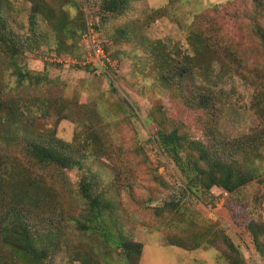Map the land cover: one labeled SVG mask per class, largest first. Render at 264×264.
Returning <instances> with one entry per match:
<instances>
[{
	"label": "rangeland",
	"instance_id": "374dc122",
	"mask_svg": "<svg viewBox=\"0 0 264 264\" xmlns=\"http://www.w3.org/2000/svg\"><path fill=\"white\" fill-rule=\"evenodd\" d=\"M36 1L52 8L55 22L63 9L71 20L78 19L77 12L84 17V28L68 25L71 31L49 45L54 50L45 44L22 48L15 57L27 73L22 81L9 52L0 50V172L11 180L26 174L36 177L33 185L45 184L35 207L33 200L32 205L24 203L36 210L31 217L33 234L37 248L45 250L47 264H78L71 262L72 244L58 233L63 228V235L73 224L68 232L73 243L84 234L76 227L78 220L68 217L85 207L77 190L89 169L98 175V189H111L108 196L115 201L112 210L122 230L142 243L140 260L134 255L126 264H230L238 255L246 264H264L247 230L251 219L264 221V173L262 181L253 179L234 192L213 186L199 200L191 195L197 210L212 223L205 243L196 249L170 243L190 240L187 246L192 247L206 227L203 221L194 220V225L186 221L189 215L155 209L177 195L175 185H183L179 170L155 142L158 131L177 127L216 147L222 138L264 131V110L260 114L252 106L256 88L264 90V46L252 30V16L264 25V8L253 0H128L123 14L102 18L100 0H77L76 8L60 0ZM32 2L0 0L15 40L29 35ZM35 21L38 33L50 31L52 26L41 14ZM87 25L108 53L105 72L89 61L90 48L83 40ZM204 33L219 53H195ZM233 52L246 60L245 69L227 59ZM184 65L192 67L191 74L179 77L177 69ZM199 85L217 97L213 117V112L185 103V96ZM49 134L72 142L83 153V167L66 170L61 179L50 172L45 176L23 145ZM259 163L264 171V159ZM51 221L54 232L49 233ZM95 236L101 264H125L117 243ZM6 263L14 264L1 252L0 264Z\"/></svg>",
	"mask_w": 264,
	"mask_h": 264
},
{
	"label": "trees",
	"instance_id": "16d2710c",
	"mask_svg": "<svg viewBox=\"0 0 264 264\" xmlns=\"http://www.w3.org/2000/svg\"><path fill=\"white\" fill-rule=\"evenodd\" d=\"M60 2L69 4V7H78L77 0H60ZM253 2L256 6L264 8V0H253ZM127 5L128 0H100L102 18L109 14H123L127 9ZM165 6L166 4L162 5L163 9ZM52 11V8L51 10L48 9L46 3H39L33 0L31 14L28 19L29 35H27L25 40L20 38L15 40V36L12 35L0 9V50L5 53L9 52V61L15 66L18 81H22L25 74H27L20 69L18 62L15 60V57L23 51L22 48L27 46L28 49L31 48L33 50L43 44L49 46L54 40H58L61 34L71 31L68 26L70 24L75 23L78 27L84 28V17L81 12H77L80 14L77 17L78 19L71 20L68 18L67 11L63 9L60 18L55 22L53 21ZM38 14H41L52 26L48 33L44 31L38 33L35 28V17ZM252 20V30L259 38L261 45L264 46V25L260 24L255 16H252ZM52 33L55 39L52 38ZM17 37L20 36L17 35ZM60 41H58L55 49L61 44ZM48 48L54 50L50 46ZM194 49L196 50L195 53L202 57L210 52L213 54L219 53V48L215 47V44L210 41V38L205 33L203 34V39L200 38V44ZM227 59L232 60L236 67L244 66L243 68H246V65H243L246 60L238 57L235 52L231 56H227ZM200 66L203 70L206 68L204 64ZM190 70H192L190 65H184L177 69L178 76L184 77L186 73L191 74ZM38 75L43 76L41 72ZM255 77L260 78L258 76ZM185 97V103L190 107L204 110L209 112V114L213 112L211 114V117H213L215 112L213 109L216 108L217 97L211 93V89L205 85H199V87H193ZM252 106L256 112L262 113L264 110V90L261 91L256 88L253 94ZM222 140L221 145L216 147L213 141L206 143L201 139L188 137L181 133V130L177 127H173L167 132H157L155 142L159 150L169 157L179 170L183 177V185H175L174 191L178 187L176 190L177 195H174V198L170 200L165 199L162 205L155 207L156 212L184 213L186 216L189 215L186 219L188 223H194V220H197V223L201 220L206 225V227L204 226V231L201 232V238L192 247L187 246L190 240L187 241V244L171 242L170 244L173 246L189 250L196 249L205 243L204 238L207 232L210 231L211 221L200 214L191 195L199 200L203 195H207L213 186L220 187L227 192H234L253 179L262 181L260 177L264 171H260L261 164L259 162L264 159L261 151V149H264V131H259L258 129L250 130L240 136L222 138ZM23 151L36 165L45 171V176L50 172V175H55L61 179L66 170L75 167L82 168L84 164L83 153L74 147L72 142L63 141L53 134L41 137L39 141L35 139L29 141L23 145ZM254 162L257 164L254 165ZM45 179L49 183V178ZM35 181L36 177L26 174H20L11 180L2 174V170L0 172V253L3 252L10 256L14 264H47L45 250L44 248H37L39 245L38 239H35L33 234L34 228H32L31 223L33 219L31 217L36 210L31 207L26 208L24 203L29 201L32 205L33 200L32 207H35L38 201L41 200L39 194L46 187L44 183L41 186L33 185ZM99 183L98 175L89 169L84 172L78 184L77 194L84 200L85 207L76 215L77 218L68 217V220H78L76 227L80 229L79 231H84V234L79 239L80 241L73 243L72 238L68 235L73 224H70V228L69 226L67 227V231L63 235V228H59L60 233L58 235L64 238L65 242L68 241V243L72 244L68 246L72 250L71 262L101 264L96 256V245L98 243L95 234H98L106 242L117 243L118 247L124 251L125 264L130 263L132 259L134 260V255L136 257L135 260L139 261L142 254V243L132 241L122 230V226L112 210L115 206V201L108 196V193H111V189L108 190L106 187L98 189ZM164 186L169 187L166 183ZM35 187L38 188L37 191H34ZM47 196L50 197L49 195ZM186 203L187 205H185ZM52 222L48 226L49 233L54 232L51 227ZM113 230L117 231L116 235H112ZM247 230L255 249L264 260V221L257 223L255 219H251L247 224ZM228 244L230 249L237 252L236 246L230 240H228ZM229 263L246 264L239 255L233 260L230 259Z\"/></svg>",
	"mask_w": 264,
	"mask_h": 264
},
{
	"label": "built area",
	"instance_id": "2783aa9c",
	"mask_svg": "<svg viewBox=\"0 0 264 264\" xmlns=\"http://www.w3.org/2000/svg\"><path fill=\"white\" fill-rule=\"evenodd\" d=\"M83 40L90 48V58L93 66H97L102 71H106V63L109 62V58L105 52L103 44L101 40L98 38L95 33L93 27L91 25H87L83 32Z\"/></svg>",
	"mask_w": 264,
	"mask_h": 264
},
{
	"label": "crops",
	"instance_id": "0c3cea01",
	"mask_svg": "<svg viewBox=\"0 0 264 264\" xmlns=\"http://www.w3.org/2000/svg\"><path fill=\"white\" fill-rule=\"evenodd\" d=\"M175 247H177V246H175ZM179 248V247H178Z\"/></svg>",
	"mask_w": 264,
	"mask_h": 264
}]
</instances>
